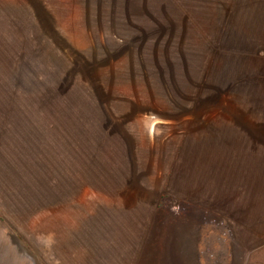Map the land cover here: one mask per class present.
Returning a JSON list of instances; mask_svg holds the SVG:
<instances>
[{"label":"rangeland","instance_id":"rangeland-1","mask_svg":"<svg viewBox=\"0 0 264 264\" xmlns=\"http://www.w3.org/2000/svg\"><path fill=\"white\" fill-rule=\"evenodd\" d=\"M236 6L204 34L182 0H0V264H264V0Z\"/></svg>","mask_w":264,"mask_h":264},{"label":"crops","instance_id":"crops-1","mask_svg":"<svg viewBox=\"0 0 264 264\" xmlns=\"http://www.w3.org/2000/svg\"><path fill=\"white\" fill-rule=\"evenodd\" d=\"M183 2H186V4H188L189 8L186 9V11H191L194 12V9H198L199 11H201V14L199 15L198 19H202V21L204 22V19H210V20H214V25H215V30L216 31H210V30H206L205 32H203L204 34L206 33H219V31H217V29H219V25L222 21L223 18H225L226 16L223 17L222 15H218L216 12L218 10V8H223V9H230L231 8V3L235 4V8L237 9V6L239 4V2H244L243 0H182ZM239 9V7H238ZM188 13V17L190 19H194L196 18V14H192L190 15V13ZM204 12V14H203ZM231 14H229L228 16H230ZM192 16V17H191ZM217 20V22H215ZM202 22V24H203ZM192 252V251H190Z\"/></svg>","mask_w":264,"mask_h":264}]
</instances>
